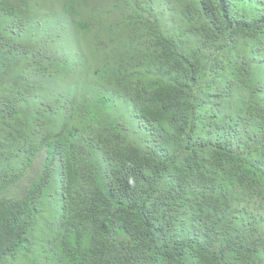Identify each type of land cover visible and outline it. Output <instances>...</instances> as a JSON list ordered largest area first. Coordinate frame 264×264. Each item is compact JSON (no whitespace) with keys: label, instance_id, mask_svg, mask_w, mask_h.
Wrapping results in <instances>:
<instances>
[{"label":"trees","instance_id":"1","mask_svg":"<svg viewBox=\"0 0 264 264\" xmlns=\"http://www.w3.org/2000/svg\"><path fill=\"white\" fill-rule=\"evenodd\" d=\"M0 264H264V0H0Z\"/></svg>","mask_w":264,"mask_h":264},{"label":"rangeland","instance_id":"2","mask_svg":"<svg viewBox=\"0 0 264 264\" xmlns=\"http://www.w3.org/2000/svg\"><path fill=\"white\" fill-rule=\"evenodd\" d=\"M91 77V76H90ZM87 79H89V78H85V77H82L80 80H79V82L82 84L84 81H86ZM43 153H40L39 154V156H38V158H37V161H36V163L37 164H40V162L42 161V159H43ZM36 164V165H37ZM54 194V190H53V188H51L47 193H46V195H45V197L46 198H49L51 195H53ZM46 216H48V219L49 220H51L52 219V216L51 215H48V213L46 214ZM34 232L32 233V236H31V240L33 241V244H34V246H35V249H33L31 252L33 253V254H38V250H40V248H41V243H38V241L41 239L40 238V234H39V229L37 228V229H34L33 230ZM45 248H46V253H49V249H48V244H47V247L45 246ZM45 254V253H44Z\"/></svg>","mask_w":264,"mask_h":264}]
</instances>
